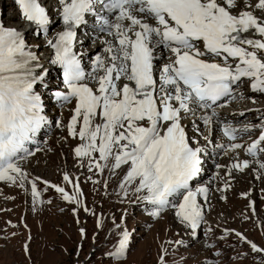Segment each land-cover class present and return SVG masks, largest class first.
Returning a JSON list of instances; mask_svg holds the SVG:
<instances>
[{"label": "snow or ice", "instance_id": "obj_1", "mask_svg": "<svg viewBox=\"0 0 264 264\" xmlns=\"http://www.w3.org/2000/svg\"><path fill=\"white\" fill-rule=\"evenodd\" d=\"M15 2L35 36L51 33L46 40L51 55L46 67L34 50L39 45L0 20V180L19 182L22 188L28 182L19 161L34 155L25 145L50 123L48 105L38 91L44 88L51 92L48 99L60 105L75 100L68 128L85 141L75 148L77 157L89 158L100 172L109 165L112 170L125 168L122 188L134 185L133 193L152 205L154 216L168 207L177 209L176 216L195 236L204 221L198 197L207 199L209 189H193L192 182L202 172L205 148L188 135L182 121L199 112L210 131L219 119L217 110L235 99L234 86L243 79L251 81L253 92L264 94V15L253 10L264 13V0L254 6L250 0H56L51 7L47 0ZM90 19V31L106 37L102 54L89 58L86 67L84 39L95 42L84 31ZM51 66L62 70L63 89L50 88ZM192 123L200 133L195 120ZM220 123L229 143L217 147L226 154L244 148L264 169L257 159L264 153V131L245 145L236 142L238 136L254 125ZM201 135L211 143L209 135ZM249 164L237 160L232 168L243 170ZM39 179L31 180L34 197L40 196ZM64 179L72 182L67 173ZM51 187L63 199L78 202V195ZM75 187L79 190L78 183ZM131 237L122 229L109 253L120 264L130 251ZM160 264H166L164 255Z\"/></svg>", "mask_w": 264, "mask_h": 264}, {"label": "rangeland", "instance_id": "obj_2", "mask_svg": "<svg viewBox=\"0 0 264 264\" xmlns=\"http://www.w3.org/2000/svg\"><path fill=\"white\" fill-rule=\"evenodd\" d=\"M5 10L12 14V9ZM16 23L19 24V21ZM81 143L85 141L80 140L77 145ZM74 150L69 149L67 144L64 151L55 152L45 161L39 159L36 163L30 162L29 169L35 177L40 178L36 181L39 197L33 196L31 182H27L23 188L19 182H12L7 185V195H0V226L8 231V238L4 241L0 239V264H120L109 253L114 250L120 231L125 228L130 231L131 227L134 228L132 247L124 264H160L161 255H164L166 264H193L191 260H184L175 249L176 241L184 232L171 222V215L152 221L150 217L134 212L131 205L138 195L132 191L134 185L125 186L120 192L116 183L110 184L112 174L105 169L102 176L95 170L85 175L87 166L83 170L79 169L81 158L75 155ZM62 153L68 155L67 159H63ZM125 172L124 168L115 178L123 181ZM65 173L71 178V183L64 179ZM40 174L54 183L66 185L67 189L78 195V202L66 204L65 200L50 192L43 194L41 189L48 179ZM77 183L79 190L75 187ZM249 187V182H245L243 189L248 190ZM125 191L128 192L126 198ZM235 195L240 199V192ZM231 200L236 206L234 211L229 206L217 207V214L213 216L217 220L231 222L235 231L246 232L252 240H260L264 244V201H256L262 205L259 213L261 226L245 212V204L241 199ZM2 228L0 233L3 232ZM81 229H84L83 233ZM25 244L28 245L27 250ZM237 245L241 244L237 242ZM191 247L196 253L202 244L199 241ZM243 247L247 249L246 244ZM248 254L246 259L238 263L262 264L259 261L260 258L264 260L261 254ZM205 256L199 253L198 259L202 260ZM184 258L187 259L186 256Z\"/></svg>", "mask_w": 264, "mask_h": 264}, {"label": "bare ground", "instance_id": "obj_3", "mask_svg": "<svg viewBox=\"0 0 264 264\" xmlns=\"http://www.w3.org/2000/svg\"><path fill=\"white\" fill-rule=\"evenodd\" d=\"M0 13H1V20L3 21V23H4L6 26H8V27H9V26H10V27H12V26H16V27H17V26H18V27L24 29V31H28V30H29L28 27H27V25L21 23V21H19V24L16 23V21H13V20H15V19H13V18H14V16H12L13 14H8V13H6L5 6L2 5L1 3H0ZM13 23H14V24H13ZM15 23H16L17 25H16ZM29 32H31V31H28V32H26V33H29ZM27 40H28V38H27ZM28 42H29V40H28ZM32 44L35 45V42H32ZM34 50L38 52L37 48H35ZM27 164H28V163H26V165H27ZM26 172L29 173V169H26ZM248 178H252V179H255V180H256L255 176H253V175H252L251 177H248ZM260 179H262V178L260 177ZM58 186H59V187H63V188H65V191L68 192L70 195L75 194V193H72L71 190L67 189L68 187H67L66 185H61V184H59ZM238 187H239V186H238ZM73 191H75V190H73ZM236 193H237V192H236ZM236 193H235V194H236ZM256 204H257V206H258V203H256ZM258 209H259V208H258ZM258 220H259V222L262 223L261 218H259V215H258Z\"/></svg>", "mask_w": 264, "mask_h": 264}]
</instances>
